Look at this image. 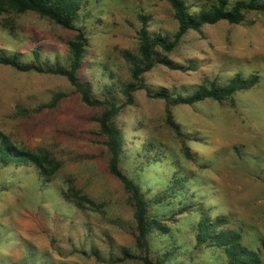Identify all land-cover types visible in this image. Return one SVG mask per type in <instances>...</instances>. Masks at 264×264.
Returning a JSON list of instances; mask_svg holds the SVG:
<instances>
[{
  "label": "rangeland",
  "instance_id": "obj_1",
  "mask_svg": "<svg viewBox=\"0 0 264 264\" xmlns=\"http://www.w3.org/2000/svg\"><path fill=\"white\" fill-rule=\"evenodd\" d=\"M79 2L72 28H63L0 0V55L67 67L66 41L80 29L86 45L77 79L92 97L119 106L111 118L119 132L117 166L137 185L146 219L158 223L146 235L147 257L226 264L221 248L195 243L205 216L224 218L217 229L238 231L264 264V12L246 10L238 23L189 29L168 52L156 47L157 61L142 74L149 92L136 89L126 102L130 60L138 57V15L150 34L170 38L177 28L172 8L165 0ZM183 2L189 14L216 4ZM235 73L257 75L256 82L192 104L151 95L187 96L211 80L224 86ZM101 111L82 102L62 75L0 64V130L16 150L51 160L43 171L27 161L0 164V264H142L132 200L108 169Z\"/></svg>",
  "mask_w": 264,
  "mask_h": 264
},
{
  "label": "trees",
  "instance_id": "obj_2",
  "mask_svg": "<svg viewBox=\"0 0 264 264\" xmlns=\"http://www.w3.org/2000/svg\"><path fill=\"white\" fill-rule=\"evenodd\" d=\"M12 3L19 10L30 9L51 19L54 23L63 28H72V21L76 10L79 7L80 0H3ZM173 11V16L177 22L176 31L169 38L159 33L150 34L145 26V17L138 15L140 27L137 31L138 36V57L130 60V78L131 81L123 87L125 101L130 102L131 92L136 89H148L142 80V74L148 71L157 61L155 58V48L159 47L164 52L170 51L178 42L180 37L189 29L198 30L203 24H212L218 20H224L228 23H238L242 20L243 12L246 10H258L264 12V1L257 0H235L227 9L226 0H216L206 11H200L196 14H189L183 0H165ZM70 51V61L67 67L42 66L37 62L22 64L17 60L16 54L11 56H1L0 64L10 65L19 71L34 70L37 72H48L62 75L68 83L73 86L80 95V99L87 105L101 106L102 111L97 119L100 131L106 136V146L109 152L108 169L109 172L117 178L129 193L133 206V220L135 223V245L142 249L144 254L140 257L142 264H163L160 261H151L147 255L146 235L153 219H146L145 202L138 190L136 184L122 174L117 166L120 154L119 132L112 125L111 118L115 115L118 107L114 101L104 98L97 99L90 95L89 86L85 82L77 79L76 70L80 67L82 52L86 45V38L80 29H76L74 36L66 41ZM257 79V75L251 74L242 77L235 73L224 86L216 84L215 80L209 81L208 88L199 87L193 93L187 96L171 97L165 91H155L151 95L164 99L171 104H192L205 98L223 99L231 96L235 91L247 89L252 86ZM167 123L177 129L176 125L167 118ZM22 161L31 162L43 171V164L50 163L51 160L47 154L38 156L27 151L16 150L9 142L8 137L0 130V164L5 165L8 162ZM82 201L91 203V200L81 196ZM224 223V218H216L212 222L202 216L195 228V243L205 244L207 246H217L222 249L226 264H259L260 257L258 251L247 248L240 239V233L234 229H217V226ZM158 225V223H156ZM264 245V244H263Z\"/></svg>",
  "mask_w": 264,
  "mask_h": 264
}]
</instances>
